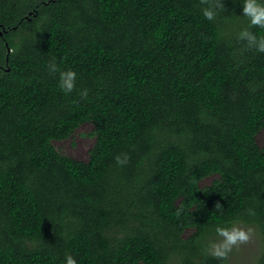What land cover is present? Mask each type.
Wrapping results in <instances>:
<instances>
[{"label": "trees", "instance_id": "1", "mask_svg": "<svg viewBox=\"0 0 264 264\" xmlns=\"http://www.w3.org/2000/svg\"><path fill=\"white\" fill-rule=\"evenodd\" d=\"M220 3L0 0V264H221L203 245L232 220L264 243V52ZM84 123L87 160L59 152Z\"/></svg>", "mask_w": 264, "mask_h": 264}, {"label": "clouds", "instance_id": "2", "mask_svg": "<svg viewBox=\"0 0 264 264\" xmlns=\"http://www.w3.org/2000/svg\"><path fill=\"white\" fill-rule=\"evenodd\" d=\"M201 14L206 20H213L222 7L220 0H200ZM240 16L246 18L248 27L242 28L236 34V38L245 43L248 49L256 52H264V35H257L250 31L255 26L264 29V0H239ZM48 71L58 72V88L65 94L71 93L75 87L77 73L72 69L59 70L55 62L48 65ZM81 96L87 95V89L80 91ZM118 165L127 162L126 154L122 157H114ZM217 210L221 208L217 204ZM216 239H208L203 245V253L221 262L226 261L232 250L240 244L247 242L250 238V228H246L239 220L227 221L224 224L217 223L212 227ZM63 264H77L76 259L71 254H65Z\"/></svg>", "mask_w": 264, "mask_h": 264}, {"label": "rangeland", "instance_id": "3", "mask_svg": "<svg viewBox=\"0 0 264 264\" xmlns=\"http://www.w3.org/2000/svg\"><path fill=\"white\" fill-rule=\"evenodd\" d=\"M94 142L92 125L84 123L74 133L64 139L53 141L57 150L75 159L85 161L88 158L89 150ZM256 142L261 147L264 145V128L256 135ZM213 176H207L200 181V185L209 184ZM241 222V221H240ZM246 228H250V238L247 242L234 248L227 257L226 264H252L264 249L261 233L256 225L241 222ZM190 233V230L185 234ZM216 239V237H214ZM170 264H175L171 262Z\"/></svg>", "mask_w": 264, "mask_h": 264}, {"label": "water", "instance_id": "4", "mask_svg": "<svg viewBox=\"0 0 264 264\" xmlns=\"http://www.w3.org/2000/svg\"><path fill=\"white\" fill-rule=\"evenodd\" d=\"M10 49L9 48H7V51H9Z\"/></svg>", "mask_w": 264, "mask_h": 264}]
</instances>
